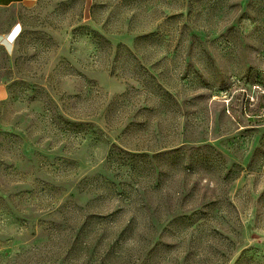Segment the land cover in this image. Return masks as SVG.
Wrapping results in <instances>:
<instances>
[{
    "label": "rangeland",
    "instance_id": "374dc122",
    "mask_svg": "<svg viewBox=\"0 0 264 264\" xmlns=\"http://www.w3.org/2000/svg\"><path fill=\"white\" fill-rule=\"evenodd\" d=\"M17 13L0 264H264V0Z\"/></svg>",
    "mask_w": 264,
    "mask_h": 264
},
{
    "label": "crops",
    "instance_id": "0c3cea01",
    "mask_svg": "<svg viewBox=\"0 0 264 264\" xmlns=\"http://www.w3.org/2000/svg\"><path fill=\"white\" fill-rule=\"evenodd\" d=\"M39 0H0V16L3 13H11L3 22L0 18V62L12 56L16 44L22 33V24L17 10L22 6H30ZM16 14L12 16V12ZM9 97V90L0 78V104Z\"/></svg>",
    "mask_w": 264,
    "mask_h": 264
},
{
    "label": "trees",
    "instance_id": "16d2710c",
    "mask_svg": "<svg viewBox=\"0 0 264 264\" xmlns=\"http://www.w3.org/2000/svg\"><path fill=\"white\" fill-rule=\"evenodd\" d=\"M263 146V145H262ZM260 148H263V147H260ZM259 150V149H258ZM199 151H201V150H198V151H196L195 153H193L192 155H190L189 157L193 160V158H195V161L194 162H197V163H204V162H206L207 160H208V158L211 156V154L210 155H204V156H202V154L199 152ZM110 155H111V153H110ZM141 156H147V155H141ZM221 157L220 156V154L219 153H216L215 154V157ZM177 159H181V157L180 156H177ZM193 162V161H192ZM130 169H135L133 166H130ZM138 191V190H137ZM138 193H139V191H138ZM131 201V200H130ZM180 204H182V203H180ZM143 206L144 207H147V203H143ZM197 212V211H196ZM187 217H186V215L185 214H183V215H178V216H175V217H173V219H172V221L173 222H176V221H178V220H185Z\"/></svg>",
    "mask_w": 264,
    "mask_h": 264
}]
</instances>
